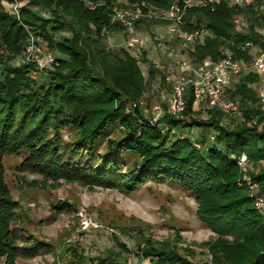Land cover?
I'll return each mask as SVG.
<instances>
[{
	"label": "trees",
	"instance_id": "1",
	"mask_svg": "<svg viewBox=\"0 0 264 264\" xmlns=\"http://www.w3.org/2000/svg\"><path fill=\"white\" fill-rule=\"evenodd\" d=\"M130 1L165 10L181 0ZM2 3H17L16 15L8 14ZM111 3L0 0V53L7 60L0 65V264H16V260L32 259L40 252L35 241H22L11 227L17 204L8 197L3 180L1 159L7 154L19 157L21 172L45 180L75 181L87 188L130 194L146 183H170L192 197L195 217L204 229L241 243L240 252L231 258L219 250L221 245L225 248L224 243L215 248L211 245L213 264H264V217L253 208L252 199L245 193L240 195L234 186L236 158L244 155L246 163L252 165L264 161V116L256 107L260 76L247 69L230 79L220 96L236 104L230 114L205 103L194 104L189 90L181 112L168 111L170 84L166 81L164 95L153 97L162 107L157 117L148 112L150 106L137 105L141 98L144 106L152 103L151 96H142L144 87L159 77L164 81L176 69L170 60L174 53L183 54L192 65L228 57L250 67L252 58L264 53V36L256 32L264 29V0H251L240 8L221 2L212 9H188L183 17L185 28L205 33L200 28L203 25L208 33L203 34L201 44H183L166 36L167 40L160 37L163 40L153 44L149 36L140 33L165 27L166 22L141 18L126 29L112 21ZM89 4L94 7L89 9ZM42 11L47 17L39 14ZM238 14L247 22L245 33L230 21ZM61 32L69 36L55 39ZM118 32L126 39L138 33L146 39L137 43L132 55L125 48L109 51L105 35ZM30 40L59 55L53 58L56 66L33 78L23 74L29 66L24 56L18 65L9 64ZM150 44L158 57L156 62L147 58ZM250 47H257L258 52L248 54ZM144 63L145 77L139 67ZM250 181L259 186L253 197L264 200V170L250 174ZM51 208L72 209L60 201ZM137 242L135 258L153 264H190L153 243ZM117 248L128 252L122 244ZM219 251L222 261L218 260ZM112 255L89 264H127Z\"/></svg>",
	"mask_w": 264,
	"mask_h": 264
},
{
	"label": "rangeland",
	"instance_id": "2",
	"mask_svg": "<svg viewBox=\"0 0 264 264\" xmlns=\"http://www.w3.org/2000/svg\"><path fill=\"white\" fill-rule=\"evenodd\" d=\"M116 2L117 0H112L111 5H115ZM250 2L251 0H246L242 6ZM2 5L8 14L16 15L17 3H2ZM88 7L92 9L94 6L89 4ZM35 10L37 11V8ZM39 14L47 17L44 11ZM235 19L239 21L234 23ZM230 21L240 33H245L247 22L239 14L233 16ZM200 28L208 34L203 25ZM256 32L264 36V29H257ZM138 34L128 39L122 32L107 34L104 44L109 51L117 52L115 50L125 48L127 54L132 55L138 45L137 43L132 45L129 40L136 38L140 40L139 43L142 40L144 42V38ZM160 34H165L164 26L151 27L150 30L140 33L149 36L153 44L163 38L159 39ZM62 36L69 35L61 32L55 36V39ZM201 43L202 41L198 44ZM152 45L150 44L146 50L147 58L156 62L158 57L156 58ZM33 48V59L24 62L29 65L23 72L27 78L37 77L41 71L44 72L46 67L39 66V59L42 56L59 57L57 53H48L44 46H38L35 42ZM257 50V47H250L248 54L253 55L258 52ZM21 56H25L24 51L9 64L16 66L23 62L19 59ZM182 59L186 61L181 53L170 56V60L176 65ZM1 61H7L2 53H0V65H2ZM54 66L56 65L47 69L51 70ZM139 67L145 77L147 64H139ZM177 68L178 66L169 75L167 73L168 76L164 81L158 80L159 77L146 84L142 96H151L149 101L152 103H146L144 106V99L141 98L137 100V105L145 109L150 106L149 110L153 105H157L153 97L156 94L164 95L166 92L163 87L164 82H170L174 78L178 73ZM260 79V84L264 85V73L261 74ZM193 108L195 110L200 107ZM201 113L204 117L203 111ZM230 120L235 119L230 117ZM230 120L226 122L227 125ZM62 136L66 139V132L62 133ZM1 164L8 197L17 204L11 227L14 226L22 241L28 243L35 241L40 247L38 256L26 260L18 259L16 264H89L94 263L95 258L108 256L109 253H113L112 258L120 262L125 261L127 264H153V261L141 260L133 255L135 245L138 243L137 239L142 243L147 241L156 247L160 246L157 248L162 252H174L190 264H213L210 246L213 245L215 248L218 243L225 244V248L223 249L221 245L219 250L224 251L225 256L229 258L240 252L238 244L241 243L238 240L230 236L220 237L204 229L195 217L196 205L192 197L170 183H146L133 193L123 194L113 189L87 188L75 181L45 180L40 176L21 172L18 169L19 157L10 154L2 156ZM259 170H264V161L256 165L245 163V172L241 173L238 170L234 186L240 195L245 193L249 196V188L243 184L244 179L249 184L255 185L253 192L259 193L258 184L250 181V174ZM58 201L70 204L72 209L57 211L51 208ZM117 244H122L128 252L118 249ZM139 246L142 247L143 244ZM217 256L218 260L222 261L220 251Z\"/></svg>",
	"mask_w": 264,
	"mask_h": 264
},
{
	"label": "built area",
	"instance_id": "3",
	"mask_svg": "<svg viewBox=\"0 0 264 264\" xmlns=\"http://www.w3.org/2000/svg\"><path fill=\"white\" fill-rule=\"evenodd\" d=\"M246 0H181L180 2L171 3L165 10L153 8L143 1L132 2L130 0H122L120 4L111 7V19L117 21L122 27L128 29L134 22L141 18L153 19L155 21H164L165 36L167 38H175L183 44H198L203 39V32L198 28L186 29L183 21L188 9L191 8H209L221 2L230 7L240 8ZM237 18V17H236ZM239 20L235 19L234 23ZM129 43H139L136 38H131ZM33 43L29 41L24 48V60L33 59ZM39 62L40 67H50L56 65L53 57L50 55L42 56ZM178 73L170 80V95L167 103V110L173 113L181 112L184 105V94L190 91L194 104L205 103L207 107L222 110L226 114L233 113L236 104L232 101L221 100V92L229 83L230 79L239 75L247 69L253 70L261 76L264 73V53H258L252 58L250 67H245L237 61H233L228 57H224L216 63L203 61L197 65L190 64L187 60H181L177 65ZM166 79V78H165ZM169 82V81H168ZM256 107L264 116V85L263 83L257 90ZM151 113L157 117L161 112L158 105L151 108ZM246 159L244 155H240L235 159V165L242 173L245 172ZM246 181L245 179L243 182ZM247 183L249 188V197L252 199V205L258 214L264 217V200L262 197H253L255 195L254 184Z\"/></svg>",
	"mask_w": 264,
	"mask_h": 264
},
{
	"label": "crops",
	"instance_id": "4",
	"mask_svg": "<svg viewBox=\"0 0 264 264\" xmlns=\"http://www.w3.org/2000/svg\"><path fill=\"white\" fill-rule=\"evenodd\" d=\"M160 37H163L164 41L167 40L166 37H164V34H163V35L160 34ZM145 39H146V38H144V40H145ZM168 55H169V54H168ZM169 84H170V82H169Z\"/></svg>",
	"mask_w": 264,
	"mask_h": 264
}]
</instances>
